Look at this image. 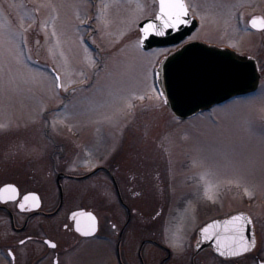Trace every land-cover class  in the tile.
Listing matches in <instances>:
<instances>
[{"label":"rangeland","instance_id":"rangeland-1","mask_svg":"<svg viewBox=\"0 0 264 264\" xmlns=\"http://www.w3.org/2000/svg\"><path fill=\"white\" fill-rule=\"evenodd\" d=\"M185 4L198 21L188 41L253 57L261 78L254 93L181 121L154 84L156 66L175 48L139 45L138 25L155 15V0H0V171L39 176L48 193L59 172L81 176L118 164L121 141L140 135L169 140L151 148L172 173L162 178L187 180L178 169L185 164L208 193L221 185L238 206L264 208V31L248 25L264 19V0ZM129 149L140 157L137 146ZM147 158L136 164L149 165ZM133 166L116 170L118 180L141 181L146 174ZM107 181L98 173L62 184L108 188Z\"/></svg>","mask_w":264,"mask_h":264},{"label":"flooded vegetation","instance_id":"flooded-vegetation-1","mask_svg":"<svg viewBox=\"0 0 264 264\" xmlns=\"http://www.w3.org/2000/svg\"><path fill=\"white\" fill-rule=\"evenodd\" d=\"M140 137L127 135L120 144L118 164L85 178L102 173L108 188L99 182L66 188L62 180L60 190L55 180L47 193L41 177L3 168L0 264H264V208H253L245 200L238 206L233 193L223 197L226 189L221 185L215 184L208 193L185 164L178 169L187 180L166 177L171 173L169 166H159L162 154L156 157L152 151L169 140ZM130 146H137L139 156L148 157L149 165H137L140 157ZM128 163L134 164L135 171L143 169L149 180L143 179L144 174L141 181H122L120 176L118 180L116 170L124 174ZM85 175H66L65 180L80 183ZM7 185L14 186L8 189L15 192L1 193ZM238 215L250 221L239 224L248 228L250 243L247 251L233 255L210 244L206 227ZM230 242L241 243L232 238Z\"/></svg>","mask_w":264,"mask_h":264},{"label":"water","instance_id":"water-1","mask_svg":"<svg viewBox=\"0 0 264 264\" xmlns=\"http://www.w3.org/2000/svg\"><path fill=\"white\" fill-rule=\"evenodd\" d=\"M156 1L158 10L155 17L145 19L138 25L140 47L144 51L177 46L198 27L197 20L189 15L188 10L187 16L183 17V23L176 27H165L164 22L158 18L160 0ZM253 20L257 21L255 27ZM149 24L154 25V28L145 35L144 29ZM248 24L255 31L264 30V19L261 16L252 17ZM155 74L156 85L165 106L180 120L191 118L231 98L251 94L257 90L260 81L258 66L252 57L200 42L185 43L166 56L158 65ZM65 176L64 173L56 176L60 189V181ZM9 187L13 186H5L1 192ZM235 217L237 216L213 221L206 227V239L210 244L222 248L228 254L243 251L241 243L232 245L230 242L231 238L236 239L233 228L241 222L228 224ZM248 233V228L243 226L241 234L243 239L247 237L244 242L247 247L250 243Z\"/></svg>","mask_w":264,"mask_h":264},{"label":"snow or ice","instance_id":"snow-or-ice-1","mask_svg":"<svg viewBox=\"0 0 264 264\" xmlns=\"http://www.w3.org/2000/svg\"><path fill=\"white\" fill-rule=\"evenodd\" d=\"M185 16H187V8L183 0H160V16L158 18L164 22L165 27H176L178 24L184 22L183 17ZM252 23H253V27H255L257 24V21L253 20ZM152 28H154V25L149 24L147 28L144 29L145 35H147L148 31ZM157 32L159 33V30H157ZM8 190L15 192L14 188L5 189V191H8ZM25 199H28V197H25ZM236 221H245V223H250V221H248L245 217L237 216L233 218V220L228 221V224L235 225ZM242 228H243V224L235 226L233 228V231L235 233V238L241 242V247L243 248V250L247 251L248 247L244 245L243 236L241 234ZM77 230L79 231V229ZM83 234L88 235L90 233H83ZM253 244H254V241H253ZM223 254L224 253H221V255ZM232 254L239 255L240 253L238 251H235Z\"/></svg>","mask_w":264,"mask_h":264}]
</instances>
